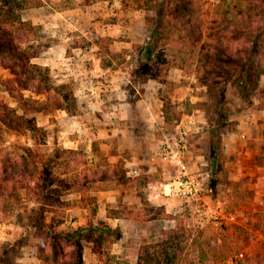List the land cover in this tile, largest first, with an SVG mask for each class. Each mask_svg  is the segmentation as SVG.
I'll use <instances>...</instances> for the list:
<instances>
[{
  "label": "crops",
  "instance_id": "obj_1",
  "mask_svg": "<svg viewBox=\"0 0 264 264\" xmlns=\"http://www.w3.org/2000/svg\"><path fill=\"white\" fill-rule=\"evenodd\" d=\"M143 2L41 0L40 5L21 12L23 20L40 27L33 41L48 42L32 62L49 67L57 82L71 84L74 92L75 112L56 110V137L71 150L85 151L90 163L103 166L102 172L88 174L86 190L74 186L65 190L61 196L64 211H56L58 231L86 227L90 222L104 230L100 240L83 239L84 264H139L141 246L159 243L188 215L187 205L170 194L179 170L174 162L163 159L164 142L182 151L190 172H210L209 160L200 149L202 135L213 129L209 117L199 109L192 113L180 109L190 93V62H173L168 44L163 45V55L170 60L167 80L142 75L148 60L141 50L150 39V16L155 11ZM160 50H155L154 57ZM192 65L195 71L198 64ZM172 82L166 98L164 88ZM259 82L258 92L263 93L264 74ZM134 84L141 86L142 94L136 95ZM260 107L258 113L248 107L229 115L228 126L218 131L225 173L231 180L243 181L248 190L254 189L257 201L264 195V107ZM213 148L210 143L211 153ZM260 159L262 166L257 162ZM121 171L124 178L119 176ZM61 178L70 183L78 177ZM210 178L212 183L213 175ZM211 191L205 187L201 199L218 204ZM253 205L252 200L236 208L244 211ZM192 218L196 223L187 225L197 224L221 244L222 239L217 241L215 236L223 228L208 218Z\"/></svg>",
  "mask_w": 264,
  "mask_h": 264
},
{
  "label": "trees",
  "instance_id": "obj_2",
  "mask_svg": "<svg viewBox=\"0 0 264 264\" xmlns=\"http://www.w3.org/2000/svg\"><path fill=\"white\" fill-rule=\"evenodd\" d=\"M191 2L193 0H144V6L155 9L156 14L150 20L153 23L150 28V39L141 50L148 60L142 75L145 79L151 76L163 81L167 80L165 77L170 60L164 57L162 46L170 42L169 34L175 32L177 28L181 29V37L188 39L192 46L205 43L204 39L209 38L199 51V78L205 82L210 91L220 92L218 102L220 109L217 114L209 118L213 128L211 134H217L219 139L218 131L227 127L229 123L230 107L226 100L229 86L234 87L239 96L245 98H250L260 88V76L264 74V70L260 72V62L264 63V27H258L257 24L259 20H264V1L220 0L213 13L217 22L210 21V25L204 30L202 24L191 21L193 17V12L189 10ZM40 4L41 0H0V66L9 71L11 77L6 84L22 104L21 106L23 101H26L21 91L30 89L37 93H48L47 103L58 102L57 108L73 113L76 110V100L71 84H55L50 68L33 63L32 58L35 54L31 53L29 45H25L38 37L40 27L31 21L23 20L21 12ZM182 18L185 20L189 18L192 24L189 21L187 23L180 21ZM187 26H190L189 30ZM239 42L243 45L233 48V43L241 44ZM159 47L162 50L161 55L154 57L155 50ZM256 56L257 59L254 60ZM163 62L167 64L166 67L161 66ZM150 63L155 64L151 66ZM140 91L143 92V89ZM26 104L31 105L27 101ZM34 104V111L45 110L46 106H39L38 101H34ZM165 107H169V103ZM25 125L30 131L42 130L37 127L34 118L26 119ZM115 169L118 171L117 167ZM118 173L124 178L122 171ZM88 176L90 175L85 173L83 179L78 177L69 183L56 175L54 180L47 183L48 185L45 184L42 201L56 198V209L50 211L53 213L60 211L62 214L64 211L62 206L65 205V201L61 199L63 192L72 186L86 190L89 186ZM15 177L14 186L17 190H31L32 177L22 172ZM2 181L0 173V182ZM58 221L60 219L55 218L51 226L54 227ZM45 229H47L45 236L41 237L40 243L34 245V254L40 257L41 264H84L83 239L100 240L104 235V230L94 226L92 222L86 227L67 231L51 232L47 227ZM105 231L111 232V229ZM15 247V241L0 246V264H7L9 251ZM229 257L230 253L223 243H216L203 228L189 226L181 219L178 228L169 231L165 239L159 243H145L141 246L138 263L219 264Z\"/></svg>",
  "mask_w": 264,
  "mask_h": 264
},
{
  "label": "rangeland",
  "instance_id": "obj_3",
  "mask_svg": "<svg viewBox=\"0 0 264 264\" xmlns=\"http://www.w3.org/2000/svg\"><path fill=\"white\" fill-rule=\"evenodd\" d=\"M219 2L220 0L214 4H208L207 0H193L189 7V10L193 12L192 23L202 24L204 30L210 25V21L217 22L213 13ZM52 6L56 8V2H52ZM25 14L28 15L29 12ZM155 14L154 11L150 19ZM180 21L187 23V21L190 22V19L182 18ZM259 21L257 26L264 27V20ZM152 24L150 22V27ZM187 27L189 30L190 26ZM170 33V42L166 43V45L168 44L166 47L168 55L174 56L173 62L181 59L190 62L187 81L190 93L188 99H184L180 103L182 105L180 109L190 113L199 109L201 114L210 118L217 114L220 109L218 106L220 92L218 90L210 91L205 82L199 78V51L209 38L204 39L205 43L192 46L188 39L181 37L180 28ZM46 43L48 42L30 41L25 45L30 46L31 53L39 54L42 46ZM239 43L241 44L233 43V48L237 45H243L242 42ZM166 48L164 47V49ZM159 50L160 48H158ZM161 51L159 55H161ZM131 59L130 61H132ZM256 59L257 56L254 57V60ZM192 63L198 64L195 71ZM261 64L262 62H260V72H263L264 63L262 67ZM50 73L54 83H58L56 73H53L52 70ZM196 76H198L197 80L195 79ZM10 77L9 71L0 66V173L3 180L0 182V246L13 241L16 242V247L9 251L10 253L6 258L7 264H40V257L32 255L34 245L40 243L41 237L45 236L46 227L51 232L56 231V225L51 226L54 224L56 213H51L50 209H56L57 202L56 198L42 201L41 196L45 184L54 180L56 175L58 177L77 176L81 178L85 173L93 175L96 169H100L101 172L103 166L90 163V158L85 151L71 150L60 144L56 137L58 102L56 104L53 103L54 101L47 103L48 93H37L34 90L26 89L21 91L22 97L31 105L23 101V106H21L22 104L11 93L6 84ZM134 87L142 89L139 84H134ZM172 87H174L173 82L171 86L164 88V97H169L168 94ZM226 100L228 107H230L228 115H234L235 112L248 107H253L252 110L258 113L257 110L261 108L260 105L264 107V91L263 93L257 91L250 98H245L239 96L234 87L229 86L226 92ZM34 101H38L39 106H46L45 110L34 111ZM29 118H34L37 127L42 128V130L30 131L26 128V119ZM224 130L221 128L220 131L223 132ZM201 139L203 144L200 149L206 155V159L209 160L206 167L210 172L207 171L208 174L205 173L204 175L203 170L197 169L190 173L196 175L205 187L212 190L209 192V195L213 197L212 200L216 199L214 202L223 207L230 215L227 216V222L223 225L216 224L212 219H209L224 229L215 238L217 241L218 238H221L222 241L219 243H223L225 249L230 253V257L219 264H264V195L257 201L254 189L248 190L243 186V181L231 180L225 173L223 162L225 158L221 150L222 138L218 139L217 134L212 135L208 132L207 134L204 133ZM210 143L216 147L212 153L209 150ZM257 162L259 166H262L261 159ZM97 163H100V160ZM20 172L32 177L31 190H17L14 186L16 184L15 175H19ZM212 175L213 181L211 183L209 179ZM252 200L254 201L253 207L244 211H239L240 208H236L241 204L247 205ZM88 201L92 202V199L89 198ZM185 206L188 215L181 219L185 223L193 225L196 222L192 217L197 214L193 207L186 203ZM195 225L197 226V224Z\"/></svg>",
  "mask_w": 264,
  "mask_h": 264
},
{
  "label": "built area",
  "instance_id": "obj_4",
  "mask_svg": "<svg viewBox=\"0 0 264 264\" xmlns=\"http://www.w3.org/2000/svg\"><path fill=\"white\" fill-rule=\"evenodd\" d=\"M217 1L207 0V3L214 4ZM135 93L140 95V89L136 88ZM163 145V159L174 162L179 170L170 184V194L193 207L198 216L212 219L216 224H225L228 219L227 216H230L229 213L220 205L207 203L201 199V193L205 186L196 175L190 173L182 151L175 149L170 141L164 142ZM240 255H243V253H240Z\"/></svg>",
  "mask_w": 264,
  "mask_h": 264
}]
</instances>
